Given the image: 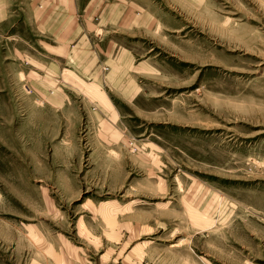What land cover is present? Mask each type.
Listing matches in <instances>:
<instances>
[{
	"label": "rangeland",
	"instance_id": "1",
	"mask_svg": "<svg viewBox=\"0 0 264 264\" xmlns=\"http://www.w3.org/2000/svg\"><path fill=\"white\" fill-rule=\"evenodd\" d=\"M76 3L0 41V264H264V0Z\"/></svg>",
	"mask_w": 264,
	"mask_h": 264
},
{
	"label": "crops",
	"instance_id": "2",
	"mask_svg": "<svg viewBox=\"0 0 264 264\" xmlns=\"http://www.w3.org/2000/svg\"><path fill=\"white\" fill-rule=\"evenodd\" d=\"M33 1L40 2L41 5L30 3L21 6L20 0H0V41L36 39L29 36L20 37L19 31L26 34L50 35L55 37L53 40L67 39V25L75 23L74 13L80 10L76 3L78 0ZM19 25L26 27V30H18Z\"/></svg>",
	"mask_w": 264,
	"mask_h": 264
}]
</instances>
